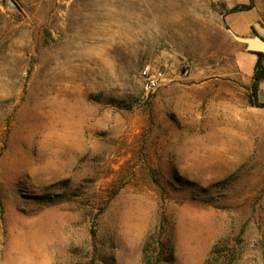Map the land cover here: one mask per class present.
Masks as SVG:
<instances>
[{
    "label": "rangeland",
    "instance_id": "374dc122",
    "mask_svg": "<svg viewBox=\"0 0 264 264\" xmlns=\"http://www.w3.org/2000/svg\"><path fill=\"white\" fill-rule=\"evenodd\" d=\"M232 33L264 38V0H0V264H264Z\"/></svg>",
    "mask_w": 264,
    "mask_h": 264
},
{
    "label": "built area",
    "instance_id": "2783aa9c",
    "mask_svg": "<svg viewBox=\"0 0 264 264\" xmlns=\"http://www.w3.org/2000/svg\"><path fill=\"white\" fill-rule=\"evenodd\" d=\"M166 81L164 70L158 69L146 74L143 83V95L145 99L153 97Z\"/></svg>",
    "mask_w": 264,
    "mask_h": 264
},
{
    "label": "trees",
    "instance_id": "16d2710c",
    "mask_svg": "<svg viewBox=\"0 0 264 264\" xmlns=\"http://www.w3.org/2000/svg\"><path fill=\"white\" fill-rule=\"evenodd\" d=\"M257 56V62L255 64L254 74H253V83L251 86V95L253 99H257L259 92V83L264 80V54L255 53Z\"/></svg>",
    "mask_w": 264,
    "mask_h": 264
},
{
    "label": "water",
    "instance_id": "95a60500",
    "mask_svg": "<svg viewBox=\"0 0 264 264\" xmlns=\"http://www.w3.org/2000/svg\"><path fill=\"white\" fill-rule=\"evenodd\" d=\"M235 39L247 45L249 51L254 53H263L264 54V38L254 37L250 38H241L232 33Z\"/></svg>",
    "mask_w": 264,
    "mask_h": 264
},
{
    "label": "crops",
    "instance_id": "0c3cea01",
    "mask_svg": "<svg viewBox=\"0 0 264 264\" xmlns=\"http://www.w3.org/2000/svg\"><path fill=\"white\" fill-rule=\"evenodd\" d=\"M216 1H217V0H216ZM252 62H253L254 64H256V62H257V56H256V55L253 56ZM263 85H264V80L261 81V82L259 83V91H260V89H261V87H262ZM257 99H258V102H259V92H258V95H257ZM259 103H260V102H259ZM260 104L264 105L263 103H260Z\"/></svg>",
    "mask_w": 264,
    "mask_h": 264
}]
</instances>
